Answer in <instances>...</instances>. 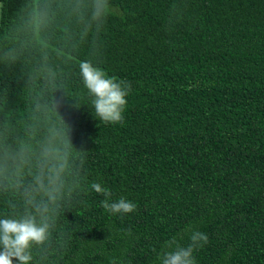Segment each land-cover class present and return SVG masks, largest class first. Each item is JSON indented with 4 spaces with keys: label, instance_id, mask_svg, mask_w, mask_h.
Wrapping results in <instances>:
<instances>
[{
    "label": "trees",
    "instance_id": "trees-1",
    "mask_svg": "<svg viewBox=\"0 0 264 264\" xmlns=\"http://www.w3.org/2000/svg\"><path fill=\"white\" fill-rule=\"evenodd\" d=\"M96 2L0 0V150L71 143L30 264H160L192 230L197 264H264V0ZM82 62L131 84L122 125L94 116ZM93 181L137 210L106 212ZM10 183L0 218L35 214Z\"/></svg>",
    "mask_w": 264,
    "mask_h": 264
},
{
    "label": "clouds",
    "instance_id": "clouds-1",
    "mask_svg": "<svg viewBox=\"0 0 264 264\" xmlns=\"http://www.w3.org/2000/svg\"><path fill=\"white\" fill-rule=\"evenodd\" d=\"M107 8L108 0H97L95 15L99 17ZM80 74L84 87L92 97L94 116L106 124L122 125L131 84L109 76L91 62L80 64ZM70 147V137L53 131L51 138L40 146L38 154L27 145H21L16 150H0V182L11 181L8 186L23 189L21 194L25 202L35 209V214H25L19 219L0 218V264H13V258L19 264H30L32 247L48 240L51 224L45 215L47 206L42 201L37 202L35 196L42 192L54 202L64 186ZM26 169L32 175V183L28 186L24 185ZM90 189L103 195L101 206L110 214H128L137 210V204L124 196L113 200L111 190L98 182L93 181ZM189 240L186 246L179 244L175 238L167 241L163 246L167 250L157 255L160 264H197L194 252L203 248L209 238L204 232L192 230Z\"/></svg>",
    "mask_w": 264,
    "mask_h": 264
},
{
    "label": "rangeland",
    "instance_id": "rangeland-1",
    "mask_svg": "<svg viewBox=\"0 0 264 264\" xmlns=\"http://www.w3.org/2000/svg\"><path fill=\"white\" fill-rule=\"evenodd\" d=\"M0 8H1V6H0Z\"/></svg>",
    "mask_w": 264,
    "mask_h": 264
}]
</instances>
